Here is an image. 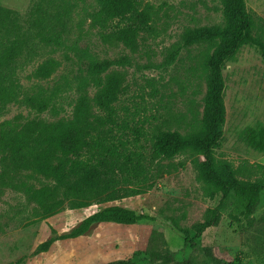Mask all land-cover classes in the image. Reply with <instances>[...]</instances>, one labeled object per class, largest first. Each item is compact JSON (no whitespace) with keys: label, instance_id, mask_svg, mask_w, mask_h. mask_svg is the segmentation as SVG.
<instances>
[{"label":"rangeland","instance_id":"obj_1","mask_svg":"<svg viewBox=\"0 0 264 264\" xmlns=\"http://www.w3.org/2000/svg\"><path fill=\"white\" fill-rule=\"evenodd\" d=\"M144 1L157 11L155 30L143 34L138 48L132 50L93 25L100 0H0V6L16 15L28 41L8 72L9 84L21 95L62 85L64 107L59 116L70 117L77 105L86 97L92 99L98 90L93 64L110 60L112 65L99 74L122 76L126 90L116 103L121 117H147L150 139L161 129L191 131L203 113V61L210 50L204 43L184 46L183 33L189 27L222 25L224 4L222 0ZM247 7L255 17L256 31L264 37V0H247ZM36 21L42 22L44 34L53 42L40 40ZM174 47L180 51L170 60ZM46 60L56 61L57 71L46 80L31 78ZM223 73L227 119L217 159L231 164L240 179L264 181V61L259 48L243 46ZM19 114L37 115L20 101L0 102V124ZM40 116L55 118L48 113ZM195 157L187 151L166 160L174 165L171 172L145 193L84 208L66 207L45 218L34 214V204L23 193L6 190L0 195V264H107L126 259L161 264L143 259L155 229L164 233L178 261L192 256L196 264H213L217 256L236 264H264V191L254 212L245 210L235 196L222 201L217 184L197 179ZM33 181L40 185L46 179L36 175ZM108 205L149 213L155 219L135 224L99 222L81 236L58 238L49 250L37 251L40 243L70 232L86 216ZM216 206L223 214L219 224L197 238L193 248L181 228L193 234L207 208Z\"/></svg>","mask_w":264,"mask_h":264},{"label":"trees","instance_id":"obj_2","mask_svg":"<svg viewBox=\"0 0 264 264\" xmlns=\"http://www.w3.org/2000/svg\"><path fill=\"white\" fill-rule=\"evenodd\" d=\"M100 2L102 6L93 13L92 22L110 39L136 50L142 35L155 30L157 11L151 3ZM222 2V25L189 27L183 33L184 46L204 43L210 50L203 61L206 92L200 123L187 133L161 129L152 139L145 126L147 117L120 116L116 103L126 90L122 76L103 78L99 74L112 65L110 60L93 64L98 90L92 99L86 97L77 105L70 117L59 116L64 107L62 85L40 87L24 95L14 89L8 82V72L24 54L28 41L13 11L0 6V102L6 105L20 101L37 114L33 117L19 114L0 124V195L6 190L23 193L34 204V214L45 218L66 207L84 208L145 193L160 177L171 172L174 165L166 160L190 151L196 156L199 181L217 184L222 201L235 196L245 210L254 212L261 201L264 181L240 179L231 164L217 159L216 150L221 145L227 119L223 69L245 45L259 48L264 61V37L256 31L255 17L248 10L247 0ZM35 23L40 40L53 42L44 34L42 22ZM179 51V47L172 48L170 60ZM57 65L54 60H46L30 76L46 80L57 71ZM43 113L55 118L41 117ZM36 175L46 181L35 183ZM222 215L220 206L207 208L203 222L195 226L193 234L181 228L186 241L196 248V239L207 229L216 227ZM147 219L155 217L121 205H108L86 216L70 232L40 243L37 251L49 250L58 238L81 236L99 222L135 224ZM143 259L161 264H196L192 256L176 260L164 233L157 229L150 235ZM212 263L236 264L217 256L212 258ZM107 264L135 262L126 259Z\"/></svg>","mask_w":264,"mask_h":264}]
</instances>
